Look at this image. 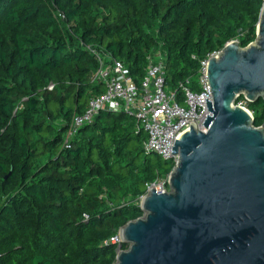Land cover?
Instances as JSON below:
<instances>
[{
  "label": "trees",
  "instance_id": "trees-1",
  "mask_svg": "<svg viewBox=\"0 0 264 264\" xmlns=\"http://www.w3.org/2000/svg\"><path fill=\"white\" fill-rule=\"evenodd\" d=\"M263 4L0 0V264H113L128 247L108 241L144 215L148 186L175 166L145 153L146 133L124 112L103 110L68 135L103 92L86 46L121 59L138 85L162 52L175 88L226 44L254 43ZM241 102L263 125L264 101Z\"/></svg>",
  "mask_w": 264,
  "mask_h": 264
},
{
  "label": "water",
  "instance_id": "water-1",
  "mask_svg": "<svg viewBox=\"0 0 264 264\" xmlns=\"http://www.w3.org/2000/svg\"><path fill=\"white\" fill-rule=\"evenodd\" d=\"M259 17L254 43L209 60L213 116L176 140L169 191L147 190L113 264H264V124L236 104L264 101V4Z\"/></svg>",
  "mask_w": 264,
  "mask_h": 264
},
{
  "label": "built area",
  "instance_id": "built-area-1",
  "mask_svg": "<svg viewBox=\"0 0 264 264\" xmlns=\"http://www.w3.org/2000/svg\"><path fill=\"white\" fill-rule=\"evenodd\" d=\"M59 17L64 18V14L59 13ZM86 49L99 63L98 71L93 73L97 74L93 81L103 84V92L89 100L84 114L73 117L68 135L72 136L86 124H92L103 110L124 112L134 117L146 133L145 153L156 154L176 165L177 159L172 151L181 135L190 131L193 124L205 131L207 118L213 116L207 65L221 51L213 52L201 61L197 78L189 77L172 88L167 84L165 59L159 51L148 57L146 75L138 85L121 59L114 58L101 47L92 49L86 46ZM169 177L149 185L148 190L154 188L158 194L168 192ZM108 242L122 248L119 233Z\"/></svg>",
  "mask_w": 264,
  "mask_h": 264
},
{
  "label": "rangeland",
  "instance_id": "rangeland-1",
  "mask_svg": "<svg viewBox=\"0 0 264 264\" xmlns=\"http://www.w3.org/2000/svg\"><path fill=\"white\" fill-rule=\"evenodd\" d=\"M105 49V48H104ZM106 50V49H105ZM161 54H162V52H161ZM163 55V58L165 57V55L164 54H162ZM96 71H98V70H96ZM95 77H97V74H94L93 76H92V80H94V78Z\"/></svg>",
  "mask_w": 264,
  "mask_h": 264
},
{
  "label": "clouds",
  "instance_id": "clouds-1",
  "mask_svg": "<svg viewBox=\"0 0 264 264\" xmlns=\"http://www.w3.org/2000/svg\"><path fill=\"white\" fill-rule=\"evenodd\" d=\"M236 41V40H235ZM122 251V250H121ZM120 252V251H119Z\"/></svg>",
  "mask_w": 264,
  "mask_h": 264
}]
</instances>
